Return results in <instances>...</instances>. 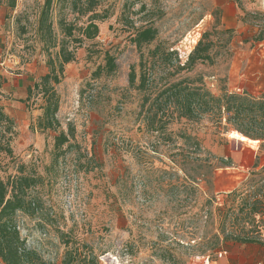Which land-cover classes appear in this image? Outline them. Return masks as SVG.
<instances>
[{
	"label": "rangeland",
	"instance_id": "obj_1",
	"mask_svg": "<svg viewBox=\"0 0 264 264\" xmlns=\"http://www.w3.org/2000/svg\"><path fill=\"white\" fill-rule=\"evenodd\" d=\"M72 1H53L57 32L60 17L75 20ZM11 3L0 0V105L16 133L13 153L0 152V174L7 179L24 164L44 179L31 191L39 202L35 214L18 215L28 244L53 264H61L68 247L83 243L100 264L264 263V245L227 239L218 211L254 164H264V140L251 144L235 136L226 118L225 129L207 117L182 118L169 122L163 135L150 131L146 119L156 89L182 78L216 96L224 90L262 95L264 0H103L99 10L108 18L98 21V36L66 65L56 85L57 129L48 130L38 125L41 94L24 101L27 85L49 71L58 50L37 33L45 0ZM150 25L156 38L138 47L132 37ZM201 39L211 42L212 59L191 64ZM107 53L116 70L96 75ZM133 68L136 84L142 74L149 76L147 91L130 85ZM62 130L74 135L57 148ZM182 133L199 143H185ZM221 158H230L229 166ZM233 174L234 181L227 179Z\"/></svg>",
	"mask_w": 264,
	"mask_h": 264
},
{
	"label": "trees",
	"instance_id": "obj_2",
	"mask_svg": "<svg viewBox=\"0 0 264 264\" xmlns=\"http://www.w3.org/2000/svg\"><path fill=\"white\" fill-rule=\"evenodd\" d=\"M53 1L45 0L39 13L37 33L45 46L58 48L56 57L49 71L34 84L27 86V97L24 100L30 101L34 95L41 94L44 103L40 107L43 113L39 116L38 125L43 130L57 129V112L61 97L56 85L62 82L66 65L76 60L77 50L86 40H93L98 36V21L108 18L106 10H99L103 0H73L71 10L75 14V20L67 21L64 17H60L57 21L59 28L57 32L52 14ZM11 5L15 7L16 0H12ZM83 17L87 18L84 24H78L76 20ZM156 35L155 27L151 25L140 27L137 28L132 41L141 47L145 43L152 42ZM196 38L197 35L192 43L196 42ZM188 43L192 47V43ZM210 43L201 39L191 52L189 63L211 60ZM116 67L115 58L107 53L106 63L100 64L94 73L96 75L102 71L111 73ZM136 80L137 73L133 68L129 73L130 85L140 90L149 89L150 80L147 74L141 75L139 84H136ZM156 90L157 93L147 108L146 119L150 131L163 135L169 122L182 118L198 122L206 117L216 121L219 127L225 129L226 125H223L222 119L226 118L234 128L230 132L235 136L248 140L251 144L264 140V91L259 97L227 90L216 96L210 89L194 84L186 78ZM150 97L151 92L147 94L146 101ZM165 116H168L166 120ZM15 133L13 118L0 105V152L10 155L13 153L10 142ZM71 134L74 135V131ZM70 135L62 130L56 136L55 146L59 148L68 143ZM181 135L185 143L197 139L192 134ZM195 141L196 144L199 143L198 140ZM221 160L226 164L223 166H229L231 163L230 158L226 161L224 158ZM257 167L258 164H254L255 169L250 177L243 181L240 187L228 192L224 204L218 207L222 232L227 239L242 244L264 245L260 223L264 221V164L259 169ZM43 182V177L38 173L27 172L24 164L19 167L17 174L9 175L7 179L0 174V262L2 264H53L41 251L28 244L18 220L19 213L33 215L39 208L38 197L31 191ZM258 215H261L260 219L257 218ZM65 242L66 245L70 244L68 239ZM86 245L83 243L68 247L61 264H100L98 257L92 251L86 250Z\"/></svg>",
	"mask_w": 264,
	"mask_h": 264
},
{
	"label": "crops",
	"instance_id": "obj_3",
	"mask_svg": "<svg viewBox=\"0 0 264 264\" xmlns=\"http://www.w3.org/2000/svg\"><path fill=\"white\" fill-rule=\"evenodd\" d=\"M263 42H264V40H262ZM263 42L262 43H260L259 44V46H262L263 45ZM264 50L263 49H260V52H262V53H264L263 52ZM253 52H254V50H253ZM29 85V84H28ZM27 85V86H28ZM26 90H27V87H26ZM237 162V161H236ZM233 169H235V168H233ZM227 177V179H229L230 178V180H232V181H234L235 180V178L237 177V176H235L234 174L233 175H230V176H226ZM259 263H262V262H259ZM258 263V264H259ZM219 264H228V263H226L224 260H220V263Z\"/></svg>",
	"mask_w": 264,
	"mask_h": 264
},
{
	"label": "built area",
	"instance_id": "obj_4",
	"mask_svg": "<svg viewBox=\"0 0 264 264\" xmlns=\"http://www.w3.org/2000/svg\"><path fill=\"white\" fill-rule=\"evenodd\" d=\"M207 262V261H206ZM259 264H264V263H259Z\"/></svg>",
	"mask_w": 264,
	"mask_h": 264
},
{
	"label": "water",
	"instance_id": "obj_5",
	"mask_svg": "<svg viewBox=\"0 0 264 264\" xmlns=\"http://www.w3.org/2000/svg\"><path fill=\"white\" fill-rule=\"evenodd\" d=\"M242 142V141H241ZM239 143H240V141H239Z\"/></svg>",
	"mask_w": 264,
	"mask_h": 264
}]
</instances>
